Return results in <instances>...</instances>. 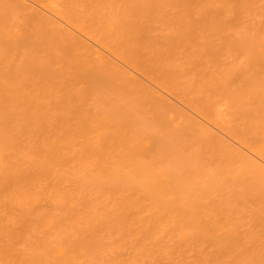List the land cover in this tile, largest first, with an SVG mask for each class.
Listing matches in <instances>:
<instances>
[{
    "label": "rangeland",
    "instance_id": "374dc122",
    "mask_svg": "<svg viewBox=\"0 0 264 264\" xmlns=\"http://www.w3.org/2000/svg\"><path fill=\"white\" fill-rule=\"evenodd\" d=\"M36 1L0 0V255L264 264V0Z\"/></svg>",
    "mask_w": 264,
    "mask_h": 264
},
{
    "label": "bare ground",
    "instance_id": "6f19581e",
    "mask_svg": "<svg viewBox=\"0 0 264 264\" xmlns=\"http://www.w3.org/2000/svg\"><path fill=\"white\" fill-rule=\"evenodd\" d=\"M18 1H19V0H18ZM20 1L22 2V0H20ZM55 1L58 3L57 0H55ZM55 1H53L54 4H55ZM21 2H20V3H21ZM28 2H34V3H37V1L35 2V0H34V1H33V0L28 1V0H27V1H26V5H24L25 2H22V3H23L24 6L27 7V5H28L27 3H28ZM34 3H32V4H34ZM30 4H31V3H30ZM30 4H29V6H30ZM37 4H39V3H37ZM41 4H42V3H41ZM44 4H45V3H44ZM45 5H46V4H45ZM45 5H42V7H41V8H45L44 11L46 10V12H51V13L54 11L52 14H53L54 16H57L56 18L60 17V18L62 19L60 9L57 10L58 7H59V6H57V4H56V5H53V6H55V7L52 6V7L54 8L53 11H49V10H51V9H46V8H51V7H50L49 5H48V7H45ZM35 6H36V5H35ZM37 6H40V5H37ZM37 6H36V8H37ZM30 7H31V6H30ZM36 8H34V10H36ZM56 8H57V9H56ZM31 9L33 10V6H32ZM47 10H48V11H47ZM42 11H43V10H42ZM38 12H39V10H38ZM44 14H45V13H44ZM46 14H47V13H46ZM49 14H50V13H49ZM52 14H51V15H52ZM50 17H51V16H50ZM52 18H54V17H52ZM60 18H59V19H60ZM59 19H57V20H59ZM63 19H64V20H63ZM63 19H62V22L64 21L63 23H65V21H67V20H66L65 18H63ZM57 20H56V21H57ZM52 21H53V20H52ZM54 22H55V21H54ZM59 22H60V21H58V24H59ZM55 23H56V22H55ZM63 23H62V24H63ZM66 23H69V22L67 21ZM69 24H70V23H69ZM69 24H65V25H68V26H69ZM59 25H61V24H59ZM65 25H64V26H65ZM70 25H71L73 28H75L74 30H76V27H74V25H72V24H70ZM110 25H112V26H110ZM68 26H67V27H68ZM109 26H110V27H109ZM113 26H114L113 24H109V25H108L109 28H114ZM62 27H63V25H62ZM64 29H65V28H64ZM66 30H67V29H66ZM77 30H79V29L77 28ZM68 31H69V28H68ZM72 31H73V30H72ZM81 31H82V30L80 29V35H81V33H82V35H81L80 37H82V36L85 34L84 32H81ZM77 32H78V31H77ZM83 33H84V34H83ZM77 34H78V33H77ZM78 35H79V34H78ZM85 36H86V35H85ZM85 36H84V37H85ZM80 37H79V38H80ZM86 38L88 39V36H86L85 39H86ZM92 38H93V37H92ZM87 39H86V40H87ZM83 40H84V39H83ZM86 40H84V41H86ZM88 40H91V41H93V43L95 42L96 44L100 42V41L97 42V40H96V41H95V40H92L91 37H89ZM87 42H88V41H87ZM89 42H90V41H89ZM89 42H88V43H89ZM88 43H87V44H88ZM91 43H92V42H91ZM85 44H86V43H85ZM96 44H95V45H96ZM97 45H98L97 47H99V46L102 45V44H101V42H100V43L97 44ZM103 45H104V44H103ZM88 46H89V48H90V49H88V50H91L92 48H93V50H95V48H94L93 46H92V48L90 47V46H91L90 44H89ZM86 47H87V46H86ZM100 47H101V46H100ZM103 47H104V48H103ZM103 47H101V48H102V51H103V50H104V51H109V50H107V48L105 47V45H104ZM101 48H100V49H101ZM100 49H99V52H98L99 54L97 53V51H98L97 49L95 50V52H93V50H91L90 52L95 53V55H99V57H100L101 60L103 61V60H105V59H103V58H105V57H103L104 54H102V51L100 52ZM79 52H80V51H79ZM79 52H76V53H78V54H76V55H79V57H78V60H79V61L77 60L78 65H80V63L82 62L81 60H83L84 58L86 59V56L83 57L85 54H81V52H80V54H79ZM104 53H105V52H104ZM106 53H108V52H106ZM109 53H111V52L109 51ZM76 55H75V56H76ZM82 55H83V56H82ZM100 55H102V56H100ZM106 55H107V54H106ZM106 55H105V56H106ZM111 55H112V54H111ZM111 55H110V56H111ZM80 56L83 57V58L79 59ZM99 57H97V58H99ZM102 57H103V58H102ZM97 58L95 57L96 60H97ZM85 59H84L83 61H86ZM118 59H120V58H118ZM118 59H117V60H118ZM75 60H76V57L74 58L73 62H74ZM122 61H123V59H122V60L120 59L119 62H122ZM86 62H87V64H86L87 67H90V68H91V63L89 64V61H86ZM98 62H99V61H98ZM74 63L76 64V62H74ZM124 63H125V62L123 61V64H124ZM88 64H89V66H88ZM123 64H122V65H123ZM125 64H126V63H125ZM41 65H43V63H41ZM120 65H121V64H120ZM126 65H127V64H126ZM39 66H40V65H39ZM123 66H124V65H123ZM125 67H127V66H125ZM128 67H129V66H128ZM40 68H41V67H40ZM42 68H44V67L42 66ZM42 68H41V69H42ZM130 68H131V67H130ZM130 68H129V69H130ZM88 69H89V68H88ZM88 69H87V70H88ZM89 70H90V69H89ZM89 70H88V71H89ZM134 70H135V69H134ZM132 71H133V70H132ZM132 71H131V72H132ZM131 72H130V73H131ZM163 90H164V89H163ZM164 91H165V90H164ZM165 92H166V91H165ZM165 92H163V93H165ZM251 97H252V96H251ZM251 97H248L249 100H253V97H252V98H251ZM248 98L246 99L247 101H249ZM250 98H251V99H250ZM101 139H102V133L99 132V133H97V134L95 135V137H94V140H95V141H94V145H95V146H98V145L100 144V142H101ZM145 143H146V142H145ZM145 145H146V144H145ZM0 158H1V157H0ZM110 175L116 177L117 179L119 178V176H118L119 173H118L117 171H115V170H114V171L111 170V171L109 172V176H110ZM158 178L160 179L159 181H160L161 183L164 182L165 184H164V183H163V184H164L166 187H169V186L166 185V182H167L168 184H169V182L167 181V179H166V177H165L164 175H160V176H158ZM117 179L114 178V180H117ZM115 182H116V181H115ZM118 182H119V181H118ZM48 221H49V220H48ZM48 221H47V224H48ZM49 222H51V224H52V220H50ZM51 224H50V225H51ZM50 225H48V226H50ZM161 225H162V224H161ZM162 227H163V226H162ZM47 228H48V227H47ZM183 234H185V233H183ZM183 234H181V236L183 237V239L187 238V237H185V236H187V234H185V235H183ZM230 235H231V234H230ZM55 249H56V253H57L56 255H57V256H59V257H61V256H63V255L65 256V251L63 250V248L56 247ZM25 254H26V253H25ZM30 256L32 257L31 254H30ZM30 256L27 255V254H26V255H23V254L21 255V253H15V252L3 251V253L1 252V255H0V260L2 261V262L0 261V264H32V263L34 264V263H35V262H34L35 259H34L33 257H32L33 259L30 258ZM57 256H56V257H57ZM58 259H60V258H58ZM31 260H32V261H31Z\"/></svg>",
    "mask_w": 264,
    "mask_h": 264
}]
</instances>
